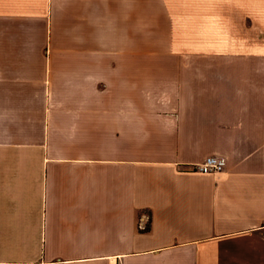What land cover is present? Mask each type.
Here are the masks:
<instances>
[{"label": "crops", "instance_id": "1", "mask_svg": "<svg viewBox=\"0 0 264 264\" xmlns=\"http://www.w3.org/2000/svg\"><path fill=\"white\" fill-rule=\"evenodd\" d=\"M0 264H264V0H0Z\"/></svg>", "mask_w": 264, "mask_h": 264}, {"label": "built area", "instance_id": "2", "mask_svg": "<svg viewBox=\"0 0 264 264\" xmlns=\"http://www.w3.org/2000/svg\"><path fill=\"white\" fill-rule=\"evenodd\" d=\"M226 166V159L221 156H207L204 161L195 166L194 169L203 174H219Z\"/></svg>", "mask_w": 264, "mask_h": 264}]
</instances>
